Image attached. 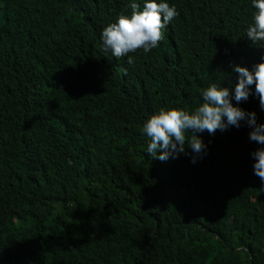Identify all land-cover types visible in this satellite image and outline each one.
Listing matches in <instances>:
<instances>
[{"label": "trees", "instance_id": "1", "mask_svg": "<svg viewBox=\"0 0 264 264\" xmlns=\"http://www.w3.org/2000/svg\"><path fill=\"white\" fill-rule=\"evenodd\" d=\"M168 2L157 47L115 58L100 32L130 0H0V264H264L249 127L204 131L199 154L163 161L141 132L260 61L244 35L254 10ZM239 106L264 122L258 95Z\"/></svg>", "mask_w": 264, "mask_h": 264}, {"label": "clouds", "instance_id": "2", "mask_svg": "<svg viewBox=\"0 0 264 264\" xmlns=\"http://www.w3.org/2000/svg\"><path fill=\"white\" fill-rule=\"evenodd\" d=\"M253 13L247 25L245 36L253 45L264 46V0H250ZM130 11L118 15L113 22L105 25L100 32L101 49L119 58L142 49L147 53L162 40V29L177 15L174 4L168 0H130ZM129 63L131 58L129 57ZM236 74L235 83L222 86L210 83L200 90L201 103L191 111L180 107L159 108L150 114L142 124L141 132L148 138L145 153L161 161L175 159L177 154L190 148L199 154L205 147L200 133L213 134L229 126L239 127L243 121L250 129L248 137L258 147L253 153V174L259 177L264 189V122L257 123L254 111L239 106L248 96L259 97L264 111V55L251 68L243 64H231ZM254 85V88L250 87ZM232 101H235L233 103ZM187 133V137L185 135ZM191 162H195V156Z\"/></svg>", "mask_w": 264, "mask_h": 264}]
</instances>
